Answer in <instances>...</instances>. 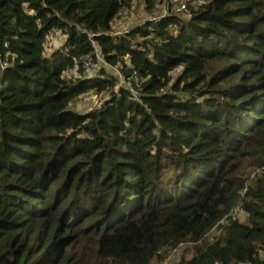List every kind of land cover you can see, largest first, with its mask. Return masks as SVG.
<instances>
[{"label": "trees", "instance_id": "trees-1", "mask_svg": "<svg viewBox=\"0 0 264 264\" xmlns=\"http://www.w3.org/2000/svg\"><path fill=\"white\" fill-rule=\"evenodd\" d=\"M131 1L0 0V264H264V0L109 36ZM52 28L66 41L45 56ZM83 31L124 85L65 76ZM90 91L109 97L70 109Z\"/></svg>", "mask_w": 264, "mask_h": 264}, {"label": "built area", "instance_id": "built-area-1", "mask_svg": "<svg viewBox=\"0 0 264 264\" xmlns=\"http://www.w3.org/2000/svg\"><path fill=\"white\" fill-rule=\"evenodd\" d=\"M121 1V0H118ZM206 4V0H156V4L149 11L145 10V7L142 5L140 1L132 0L129 7H123L117 13V15L112 19L110 23V31L108 35L111 37H118L121 35L128 34L132 27H139L144 25L145 23H156L161 19H164L168 15L180 14L184 17H189L191 14V10L198 8L202 5ZM142 11L143 15L139 17L138 12ZM134 19H141V21L136 22L134 26L131 25V22ZM170 28L174 29L175 26L170 25ZM83 33L88 35V41L92 47V51L82 57L79 61H75L73 69L70 73H65V76L77 78L78 68L82 67L86 75L88 76H97L104 70L112 71L113 74L117 77V81L115 83L116 88L118 89L121 85L125 84V80L122 77L116 66L110 65L102 56V53L98 47L97 42L95 41V37L97 36L94 33H87L83 31ZM66 41V35L62 34L60 30L56 28H52L48 31L45 36V40L43 43L44 55L50 56L55 49L62 46ZM9 58L13 60L15 56L6 54L3 58L0 55V70L7 68L10 64ZM141 80L137 74V72H133L131 77L128 80L127 87L130 93L133 95L136 101L139 100V88L141 85ZM109 97V92L104 91L102 93H94L92 91L86 92L78 97L70 106V109L77 113H87L92 110L100 107L104 101H106ZM93 98L95 100L94 107H89L88 104H85L86 99ZM85 107L86 111L79 112L77 111L80 108ZM236 208L232 216L236 214ZM233 216V218H234Z\"/></svg>", "mask_w": 264, "mask_h": 264}, {"label": "rangeland", "instance_id": "rangeland-1", "mask_svg": "<svg viewBox=\"0 0 264 264\" xmlns=\"http://www.w3.org/2000/svg\"><path fill=\"white\" fill-rule=\"evenodd\" d=\"M137 15H139V17H141V15H143L142 11H139ZM139 21H141V19H137V20L134 19V20L131 22V25L134 26V25L136 24V22H139ZM180 72H181V69L178 68V69L174 72V75H173V76L176 77ZM69 78H70V77H69ZM94 102H95V100H93V98H90V99H86V100H85V104H88L89 107H94V106L92 105V104H94ZM85 109H86V108L83 107V108L78 109L77 111H79V112H81V111L85 112V111H86ZM233 216H234V215H233ZM234 218L237 219V220H239V221H241V222H243L244 219H245V214H244V212L241 211L240 208H238V210H236V214H235ZM215 235H218V232H217V231H214V232L210 235V238H212V237L215 236ZM178 252H179V251H177V253H174V254L170 255V257H169V258L165 261V263H163V264H174V263L178 260V257H179L180 254H181V253H178Z\"/></svg>", "mask_w": 264, "mask_h": 264}]
</instances>
